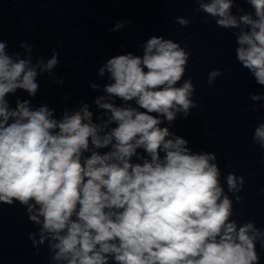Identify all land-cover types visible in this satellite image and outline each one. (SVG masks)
<instances>
[{
    "label": "clouds",
    "instance_id": "9594fccd",
    "mask_svg": "<svg viewBox=\"0 0 264 264\" xmlns=\"http://www.w3.org/2000/svg\"><path fill=\"white\" fill-rule=\"evenodd\" d=\"M246 2L255 18L243 14L238 20L232 15L234 0L201 2L199 10L218 17V27L248 28L237 37L236 56L256 83L264 85V0ZM177 22L184 27L189 23L184 18ZM128 23L118 22L109 31ZM5 48L0 42V202L13 206L18 201L26 206L30 221L42 223L38 243L48 237L56 241L50 244L57 250L54 260L109 264L111 257L115 264H258L255 242L260 238L264 247V233L251 222L237 229L230 220L233 201L221 187L218 165L211 163L215 154L193 153L188 140L160 127V116L173 122L183 113L187 119L197 106L190 98L191 78L175 87L191 55L180 43L153 36L142 57L117 55L100 67L99 75L107 71L113 81L104 86L108 99H135L143 109L117 107L102 102L101 96L96 105L111 113L102 125L93 123L87 104L80 111H65L60 120L52 118L47 105L33 109L28 100H17L10 109L7 95L24 90L35 97L40 87L37 69L50 72L59 64V52L53 49L46 63L41 58L34 65L31 59L13 60ZM221 75L222 70L210 72L208 83ZM113 122L115 126L101 135ZM253 139L264 149V124L255 129ZM90 143L95 149H111L85 156ZM138 149L150 159L133 163ZM226 182L229 191L239 192L245 181L230 173ZM235 200L240 203L242 198L237 195Z\"/></svg>",
    "mask_w": 264,
    "mask_h": 264
}]
</instances>
